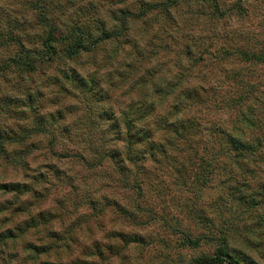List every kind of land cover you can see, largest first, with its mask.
<instances>
[{
    "label": "clouds",
    "instance_id": "1",
    "mask_svg": "<svg viewBox=\"0 0 264 264\" xmlns=\"http://www.w3.org/2000/svg\"><path fill=\"white\" fill-rule=\"evenodd\" d=\"M0 264H264V0H0Z\"/></svg>",
    "mask_w": 264,
    "mask_h": 264
}]
</instances>
